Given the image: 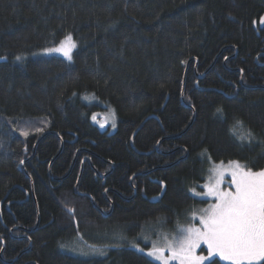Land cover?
Instances as JSON below:
<instances>
[{
  "label": "trees",
  "instance_id": "obj_1",
  "mask_svg": "<svg viewBox=\"0 0 264 264\" xmlns=\"http://www.w3.org/2000/svg\"><path fill=\"white\" fill-rule=\"evenodd\" d=\"M262 17L264 0H0V264H159L62 246L185 221L208 159L264 169ZM68 33L71 61L43 54ZM110 109L114 131L93 119Z\"/></svg>",
  "mask_w": 264,
  "mask_h": 264
},
{
  "label": "snow or ice",
  "instance_id": "obj_2",
  "mask_svg": "<svg viewBox=\"0 0 264 264\" xmlns=\"http://www.w3.org/2000/svg\"><path fill=\"white\" fill-rule=\"evenodd\" d=\"M261 22L264 23V17ZM76 47L72 34L68 33L58 45L46 47L42 52L45 55L59 53L71 61L72 50ZM15 60L23 61L24 56L17 55ZM112 118L115 127L114 114ZM21 134L27 136L28 132ZM248 138H251V133L244 137ZM210 172L208 182L202 185L205 189L203 193L191 189L194 195L215 198V202L206 208L192 212L193 218L198 215L199 225L179 226L177 234L171 239L164 234L163 246H159V240L154 241L148 256L161 261V264H170L171 261L206 264L217 255L231 264H258L264 261V169L253 171L247 164L229 161L226 167L223 162L213 165ZM225 172L231 176L227 189L222 188ZM201 244L207 246V255L197 254ZM166 251L169 253L167 256L164 255Z\"/></svg>",
  "mask_w": 264,
  "mask_h": 264
},
{
  "label": "rangeland",
  "instance_id": "obj_3",
  "mask_svg": "<svg viewBox=\"0 0 264 264\" xmlns=\"http://www.w3.org/2000/svg\"><path fill=\"white\" fill-rule=\"evenodd\" d=\"M113 114L115 116V127H113ZM95 123H97L99 126L101 125H107L109 123L110 130L114 131L117 127L116 122V114L112 109L108 110L107 112L103 113L100 116L95 117ZM209 164L206 168L205 173V181L199 182L198 185H196L195 191L197 193H203L205 189L202 187L206 182H208V177L211 175L210 169L213 167V165H219L221 162L216 163L214 161H211L208 159ZM223 165L226 167L228 163L223 162ZM231 181V176L225 172V183L222 185V188L227 189L229 186V182ZM191 189V188H190ZM191 195H193L198 201L200 200L199 204L194 205L193 209L188 212L186 216V220L183 222H179L174 227L165 226L162 224V222H157L156 224H150L145 225V227L142 228V232L138 233L134 236H129L127 234V230H124L123 228L114 227L113 229L109 231H104L101 234L94 235L93 234H84L82 232L80 235L74 237L70 243L63 245L62 249L67 252L68 254L75 255L77 257H84V258H103L106 257L111 249H114L116 247H124L128 246L135 251H139L143 253L144 255L148 256V250L152 248L154 241H160L161 243L159 246H163V235L167 234L168 238L171 239L174 235L177 234V229L179 226H189L191 224L199 225V217L193 218L192 212L194 210H198L201 208H206L209 204L215 202L214 197L210 196H203V195H194L191 190H189ZM143 249V251H141ZM100 250V251H96ZM197 254L200 255H207V246L204 244H201L200 249L197 250ZM165 256L169 255L167 251L164 253ZM153 261L161 264V261L155 259L154 257H150ZM213 258H218L222 262L226 264H231L230 261H226L221 259L218 255L213 256L210 258V261H212ZM209 261V262H210ZM262 261L258 262L261 263ZM208 263V262H206ZM170 264H179L178 261H171Z\"/></svg>",
  "mask_w": 264,
  "mask_h": 264
},
{
  "label": "water",
  "instance_id": "obj_4",
  "mask_svg": "<svg viewBox=\"0 0 264 264\" xmlns=\"http://www.w3.org/2000/svg\"><path fill=\"white\" fill-rule=\"evenodd\" d=\"M199 77L202 78V77H204V75H201V76H199ZM190 108H191V106H190ZM132 142H133V140H132ZM132 142H131V143H132ZM132 144H133V143H132Z\"/></svg>",
  "mask_w": 264,
  "mask_h": 264
}]
</instances>
